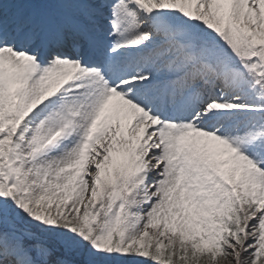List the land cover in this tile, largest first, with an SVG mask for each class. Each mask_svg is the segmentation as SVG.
<instances>
[{"label":"snow or ice","instance_id":"snow-or-ice-1","mask_svg":"<svg viewBox=\"0 0 264 264\" xmlns=\"http://www.w3.org/2000/svg\"><path fill=\"white\" fill-rule=\"evenodd\" d=\"M0 264H264V0H0Z\"/></svg>","mask_w":264,"mask_h":264}]
</instances>
